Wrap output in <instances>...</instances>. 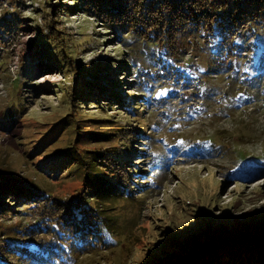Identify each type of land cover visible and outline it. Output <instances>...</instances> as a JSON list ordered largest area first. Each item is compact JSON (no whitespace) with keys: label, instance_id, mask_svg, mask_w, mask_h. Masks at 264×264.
<instances>
[{"label":"rangeland","instance_id":"1","mask_svg":"<svg viewBox=\"0 0 264 264\" xmlns=\"http://www.w3.org/2000/svg\"><path fill=\"white\" fill-rule=\"evenodd\" d=\"M99 1L0 0V179L50 188L66 200L86 174H69V164L45 180L43 164L54 168L63 148L83 158L91 155L84 148L108 149L115 167L126 165L129 195L98 203L110 208L104 242L64 256L65 264H158L173 253L162 247L174 235L201 246L198 234L209 224L225 231L234 217L264 220V2L232 28L197 29L183 20L161 45L140 35L165 26L161 9L141 17L133 11L147 0H120L134 15V35L107 20ZM50 32L65 42L50 41ZM80 80L102 84L80 87ZM74 87L82 97L72 106ZM118 129L125 141L106 135ZM13 207L0 216V239L29 240L39 220V227L62 220L56 209H41V221L36 207ZM70 233L47 240H70Z\"/></svg>","mask_w":264,"mask_h":264},{"label":"trees","instance_id":"2","mask_svg":"<svg viewBox=\"0 0 264 264\" xmlns=\"http://www.w3.org/2000/svg\"><path fill=\"white\" fill-rule=\"evenodd\" d=\"M83 1L88 4V0ZM117 1L118 4H115L113 0H100L97 3L98 7L103 9V16L107 20L113 23H121V25L127 28L137 25L133 22V14L138 13L142 15L141 17H145L149 13L148 10L154 11L156 8L161 9L164 18L161 17L159 21L165 26L163 28L154 26L151 30L145 31L143 35L140 33L144 37V40L153 41L154 44L160 43L161 45L163 43H169L174 36L171 29L178 31L180 25L182 26V23L185 21V23L195 26L197 29L204 25L212 27L215 22H221L222 28L224 26L232 28L234 24L239 23L243 19V13H253L256 8L252 7L264 2V0H147L142 1L144 4L143 8L134 10L133 14L130 15L131 12L121 8L122 5L119 4L120 0ZM90 3H95V1ZM52 4L54 6L53 8H55L61 2L59 4ZM57 10L60 11V9ZM183 20L185 21L182 22ZM49 26L52 32H60V30L56 31L53 29L51 25ZM140 28L143 29V26L140 25ZM182 29L179 31L181 34L187 31V29ZM130 32L135 35V29L131 30L130 28ZM53 35L50 32V41L59 40L63 43L65 42L62 35L60 37H55L57 34ZM166 47L169 49L176 46L171 43L167 44ZM63 55L67 56L65 51ZM83 70L82 68L76 67L74 71H78V75H81ZM88 73L95 76L93 72L88 71ZM76 77L78 76L76 75ZM82 80L77 82L80 87L92 83L102 84L100 80H95L94 82ZM100 87L103 88V86ZM73 89L74 98L69 97L70 94H68L69 102L72 106L75 103L76 97H82V92H79L76 87ZM65 91L69 93L67 88H65ZM71 115L67 114L66 118L71 117ZM74 122L77 126L72 129L73 131L79 127V121L75 119ZM120 131L121 129H118L115 133L108 132L106 135L118 137L117 140L121 138L124 140L118 134ZM70 132L68 130V133ZM76 132L79 137L84 131L76 130ZM86 133L99 135L104 132H99V130L93 132V130H89ZM84 149L91 155L83 158L82 155L69 145L63 148L64 151L62 153H66V155L58 157L57 165L54 168L49 166L47 161H45L46 164H43V167L46 165L48 168L44 172L45 174L47 172L52 173L53 169L63 168L69 164L74 165V168L72 166L69 167L70 169L73 168V170L69 169V174L74 171L75 173L81 174L84 172L86 174L82 187L77 189L75 192L77 194L70 199L64 200L62 197L56 198L50 188L40 189L33 184L22 183L21 181L4 177L0 179L1 217L10 215V213L15 211L13 205L21 203L24 209L32 206L36 207L37 210L35 211L39 217H41V209L43 208L46 209L44 212H49L53 209H56V211L59 210L62 219L57 222L50 220L47 223L48 225L44 227H39L41 225L39 224V220L34 225L35 227L28 229L29 233L27 238L29 240L20 239L18 241H12L4 238L0 239V264H20V262L25 264H65L63 262L64 256H73L78 251L88 253L91 248L95 247L94 245L100 247L101 241L104 242V230L109 228V216L105 214V211L110 210V208H105L104 210L102 208L104 205L100 208L98 203L104 204V201L112 195H129L126 194L127 187H129L127 184L129 179L126 176V172L129 169L124 168L126 167L125 164H122V169L115 167L117 164L111 163L115 161L112 159L115 155L113 156L111 154L110 157L107 153L109 152L107 151L108 149L106 151L104 149L99 150V148ZM99 162L107 165L103 168L104 165L99 164ZM46 175H44L46 177L45 180H48V174ZM9 200L12 202H9ZM37 204L39 205L36 206ZM16 211L21 210L17 209ZM40 219L42 221L44 218L41 217ZM234 219L236 222L227 224L228 226H226L225 231L218 224L207 225L206 228L208 230L203 229L198 234L203 243L201 246L192 243H183L177 239L179 237L178 235H174L173 239L166 240L162 247L164 250L173 251V253L169 254L170 257L166 256L164 259H161L158 264H216L221 263V261H224L222 262L223 264H229L231 261H233V264H264V220L260 218L257 224L251 225V220L243 222L239 221L238 218L234 217ZM62 228L71 231L69 236L71 237L70 240L68 238L61 239L57 242L53 238L47 240L48 236L51 237L57 233L63 234ZM38 233H41L40 236L42 238H38ZM214 257H217L219 262H216L217 258Z\"/></svg>","mask_w":264,"mask_h":264}]
</instances>
